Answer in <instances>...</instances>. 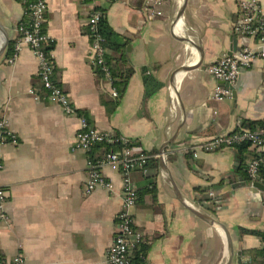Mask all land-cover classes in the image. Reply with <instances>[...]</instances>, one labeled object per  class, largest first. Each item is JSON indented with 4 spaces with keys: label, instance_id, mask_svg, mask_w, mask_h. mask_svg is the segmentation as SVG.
I'll list each match as a JSON object with an SVG mask.
<instances>
[{
    "label": "crops",
    "instance_id": "1",
    "mask_svg": "<svg viewBox=\"0 0 264 264\" xmlns=\"http://www.w3.org/2000/svg\"><path fill=\"white\" fill-rule=\"evenodd\" d=\"M183 1L48 0L53 79L93 126L132 139L159 160L157 171L148 165L131 173L139 191L131 210L133 228L144 237L138 245H150L144 255L148 264H250L251 256L243 250L260 248L263 240L240 227L264 230V196L246 173L254 149L242 155L237 146H223L200 150L197 156L193 150L214 136L232 133L244 120L264 123V57L241 71L236 93L212 99L222 84L209 67L232 50L234 37L239 49L256 45V40L235 31L237 0H187L174 31ZM259 1L264 8V0ZM99 6L129 41V82L111 115L101 102V94L111 95V87L95 73L89 57L87 23ZM157 11L161 14L153 17ZM24 17L20 0H0V118L8 120L17 136V143L1 148L0 185L8 193L5 209L11 221L0 224V257L22 253L30 264H107L123 207L122 175L105 166L102 173L112 189L99 186L85 192L89 153L73 148L78 117L42 97L39 59L31 48L23 46L14 63L6 62ZM145 68L161 84L148 97ZM207 187L211 209L199 201ZM181 197L216 223L195 215ZM217 223L228 229L231 245Z\"/></svg>",
    "mask_w": 264,
    "mask_h": 264
},
{
    "label": "built area",
    "instance_id": "2",
    "mask_svg": "<svg viewBox=\"0 0 264 264\" xmlns=\"http://www.w3.org/2000/svg\"><path fill=\"white\" fill-rule=\"evenodd\" d=\"M24 5L25 17L19 23L18 37L14 47L6 57V62L14 63L23 46H28L39 59L38 76L44 88L48 91V99L52 103L59 105L62 111L79 119V130L73 141L74 150H83L88 153L93 145L98 142L108 141L119 143V150H110L98 159L88 158L87 166L89 179L86 183L85 192L92 193L97 187L103 186L112 189V183L106 179L102 173V168L110 166L120 171L123 178L122 199L123 207L117 214V228L113 241L107 249V264H148L146 258L140 255L138 260L134 259L135 247L144 241L142 234L133 228L132 208L138 200V190L134 184L131 173L136 170H144L150 158L153 156L144 151L140 146L135 145L132 139L118 137L99 130L89 123L87 116L79 111L77 106L71 101L69 94L53 79L56 69L52 51L46 52L44 46L52 41L48 32L44 30L46 23V12L48 0H20ZM112 3L117 0H107ZM162 0H153L159 4ZM240 13L239 21L235 25V31L245 37L256 40V45H243L232 54L224 53L219 59L209 67V72L218 81H224L230 86H236L241 71L250 68L255 59L264 57V8L259 0H237ZM160 15L157 11L153 14ZM103 16V12L94 8L88 19V35L90 38L89 57L94 67H100L104 77L110 85L111 94L116 97L118 91L113 86V76L110 65L106 61L107 48L102 45L101 34L98 32V23ZM34 91V90H33ZM232 93L230 88L217 85L212 93V99L222 101ZM242 123L238 128L229 134L214 136L212 139L194 148V155L198 151H214L223 146H237L241 143L250 144L254 149L252 156L246 163V173L250 183L255 181L263 183L264 172V128L243 129ZM7 142L17 143V136L9 127L6 118H0V169L3 168L1 158V148ZM196 149V150H195ZM212 195V193H210ZM8 200L6 189L0 185V224L10 223L11 219L5 204ZM261 247L264 248V241ZM0 264H30L26 256L17 253L12 258L0 257Z\"/></svg>",
    "mask_w": 264,
    "mask_h": 264
},
{
    "label": "trees",
    "instance_id": "3",
    "mask_svg": "<svg viewBox=\"0 0 264 264\" xmlns=\"http://www.w3.org/2000/svg\"><path fill=\"white\" fill-rule=\"evenodd\" d=\"M96 9L103 12V16L101 17L98 23V32L101 34V42L104 47L107 48L108 52L106 54V61L110 65L111 73L113 76V86L118 91V96L114 97L112 94L109 95L108 93L101 94V102L105 106L106 112L108 115H111L120 104L122 96L128 86L129 76L126 73V65H127V53L126 47L128 45V39L124 36L116 32L113 27L108 22L107 16L105 14L106 10L103 7H96ZM44 30H46V23L44 25ZM10 48H12V44H10ZM54 48V42L50 41L45 44L44 50L46 52L52 51ZM13 49V48H12ZM12 49H9V54L11 53ZM8 54V55H9ZM95 73L98 77H103L104 74L101 71L100 67H94ZM39 79V78H38ZM55 82H57L55 80ZM58 83V82H57ZM144 83H145V95L146 97L155 93L160 87L161 84L157 82L154 76L145 68L144 69ZM60 85V83H58ZM42 87V97H48V91L44 88L43 84H40ZM89 120V118H88ZM89 123L91 124L90 120ZM243 129H257V128H264V123L262 121H251V120H244L242 122ZM137 145V143H135ZM250 144L248 143H241L238 144L237 147L239 148V152L242 155H245L247 149L249 148ZM121 144L115 142L111 143L108 141L98 142L93 145L92 150L89 153L90 158L98 159L103 156L104 153L110 150H119ZM154 166L156 171L159 168V160L150 158L147 165ZM248 177V175H247ZM154 178V175L151 176ZM249 179V177H248ZM154 180V179H153ZM263 183H264V172H263ZM198 189V188H197ZM153 190V189H152ZM151 190V191H152ZM200 190V189H198ZM211 188H203L202 189V197H199V201L208 209L214 207V203L212 197L210 195ZM139 195V191H138ZM240 231L242 233L248 234H255L262 237L264 241V230H256V229H249L245 227H240ZM149 244H140L137 245L135 248V255L134 259L138 260L140 255H145L148 253ZM243 254H248L251 256V263L250 264H264V248H251L243 250ZM144 256V257H145Z\"/></svg>",
    "mask_w": 264,
    "mask_h": 264
},
{
    "label": "water",
    "instance_id": "4",
    "mask_svg": "<svg viewBox=\"0 0 264 264\" xmlns=\"http://www.w3.org/2000/svg\"><path fill=\"white\" fill-rule=\"evenodd\" d=\"M186 3H187V0H184V1H183V4H182V7H181V9L179 10L178 15H177V17H176V20L174 21V24H173L174 31L176 30V26H177V24L180 22V20H181V18H182V16H183V13H184V10H185V7H186ZM234 38H235V43H236V37H234ZM235 43H234V46L232 47V50H231L230 52H228L229 54H232L234 51H236V50L239 49V47H238V48L235 47ZM220 83H221L224 87L230 88L231 91H232V93H236L234 87L230 86L229 83L224 82V81H221ZM176 100H177V98H176ZM173 101H175V100L172 99V102H173ZM161 152H162V154H164V148L161 150ZM161 162H162V165H163L164 167H166V166H165V161H164L163 158H161ZM252 186H253L254 188L260 190V191L263 193V196H264V183H262V182H260V181H255V182L252 184ZM174 189H175L177 195H180V193H179V191H178V189H177V187H176L175 185H174ZM181 201H182L183 204H184V205H185V206H186L191 212H193L195 215H197V216H199V217H202L203 219H205V221H208V222H210V223H216V222H214V221H212V220L210 221V220L204 218L203 215L197 210V208H196L192 203H190L188 200H185L183 197H181ZM217 224L219 225V227H220V229H221L222 231H224V232H228V229H227L226 227L220 225L219 223H217ZM239 263L241 264L240 261H239Z\"/></svg>",
    "mask_w": 264,
    "mask_h": 264
},
{
    "label": "bare ground",
    "instance_id": "5",
    "mask_svg": "<svg viewBox=\"0 0 264 264\" xmlns=\"http://www.w3.org/2000/svg\"><path fill=\"white\" fill-rule=\"evenodd\" d=\"M225 233H226L227 241H228L229 245H231V240H230V237H229V235H228V233H227V232H225Z\"/></svg>",
    "mask_w": 264,
    "mask_h": 264
}]
</instances>
